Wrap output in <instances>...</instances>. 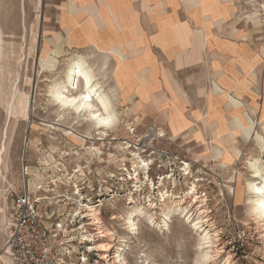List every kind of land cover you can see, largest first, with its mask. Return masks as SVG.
<instances>
[{"label":"rangeland","instance_id":"1","mask_svg":"<svg viewBox=\"0 0 264 264\" xmlns=\"http://www.w3.org/2000/svg\"><path fill=\"white\" fill-rule=\"evenodd\" d=\"M107 1L124 28L105 4L101 26L84 10L71 20L70 6L91 0H0V249L11 193L29 191L68 264H264L249 185L264 183V0ZM171 22L201 35L194 60L182 33L177 50L159 39ZM78 56L114 102L106 130L52 101ZM215 81L225 93L212 94Z\"/></svg>","mask_w":264,"mask_h":264},{"label":"bare ground","instance_id":"2","mask_svg":"<svg viewBox=\"0 0 264 264\" xmlns=\"http://www.w3.org/2000/svg\"><path fill=\"white\" fill-rule=\"evenodd\" d=\"M50 58L51 56L46 59L45 63L48 64ZM122 60L124 61L125 59ZM63 78L61 81L53 83V85H51L50 87L52 101H54L55 104L58 105L61 111H63L64 113L70 111L76 114V118H81V120L91 122L92 126H94L95 129L98 130H106L107 128L113 126L114 122L117 120V113L114 108V102L112 100V97L109 93L105 91L102 81H100V78L98 77L94 68L89 64V62L84 56H78L73 59V61L68 65ZM225 92L226 91L222 93ZM227 99L230 104H233L230 98L227 97ZM235 117L240 120L241 126H248L250 123L245 120L242 112L235 115ZM246 117L248 118V116ZM179 128L181 127L179 126ZM229 139L230 138L228 137H224L223 143L225 144L226 142H229ZM235 140L236 139H230V141H233V143L235 142ZM255 172L254 173L256 174L257 178L264 176H262L261 171L258 167H256ZM249 185L250 189L255 191L256 197L254 201L257 214L260 217L264 218V183L261 186L255 185L253 183ZM134 212L135 213H132V215L129 217V220L131 226H133L135 229L136 224L134 223L133 216H137V214L140 213L142 214L144 212V207L138 208ZM87 216L92 218V222L94 224L99 225V223H101L100 218L98 217L97 213L93 208L88 209ZM100 232H102L103 236L107 234L105 230H102ZM82 240H89V237L84 236ZM101 247L103 250H106L108 245L102 244ZM208 257V254H206L205 258L208 259ZM0 260L3 263L12 264L11 260L2 252H0Z\"/></svg>","mask_w":264,"mask_h":264},{"label":"built area","instance_id":"3","mask_svg":"<svg viewBox=\"0 0 264 264\" xmlns=\"http://www.w3.org/2000/svg\"><path fill=\"white\" fill-rule=\"evenodd\" d=\"M11 195L12 221L0 252L12 264H68L70 257L53 243L55 235L49 232L38 200L29 191Z\"/></svg>","mask_w":264,"mask_h":264},{"label":"crops","instance_id":"4","mask_svg":"<svg viewBox=\"0 0 264 264\" xmlns=\"http://www.w3.org/2000/svg\"><path fill=\"white\" fill-rule=\"evenodd\" d=\"M93 1L94 3H92V5H84V6H78L76 5L77 3L74 2L72 6H70V15L71 16V20H72V17H78L80 15H82L83 13V10L86 11L87 13L88 12H91L96 21L98 22L99 26L103 25V22L106 23V21L104 20V16L105 14H108L107 13V10L105 7L103 6H99V4H105L108 8V11L111 13L112 15V19H113V22L115 21L119 27H123L124 28V23H120V18L121 16H119L120 14V7H118V3L117 2H112V1H107V0H97V1H94V0H91ZM192 4L194 3H198V4H202V0H190ZM116 9L119 11V13L117 14L116 13ZM89 14V13H88ZM73 22V21H72ZM165 23H163L161 25L164 26ZM171 25L166 27V28H163L159 31V39L164 42V43H168V44H176V47L175 49L177 50L179 45L178 43L181 45V41H180V38H179V33H182L183 36L186 37L187 41L189 43L186 42V44L184 45H181V49H183L184 51V54L187 56V58L189 60H194L195 56H197V52H198V48H199V45L202 41H200L202 39L201 35L200 34H196L194 33L188 26H181V25H177L175 22H171L170 23ZM186 28H189L188 30ZM66 29L68 30V27H66ZM160 29V28H159ZM129 30V35L128 37H131V39L127 40V45H128V48H129V52L130 53H135V43L134 42H138L140 41V37H141V28L138 26L137 27V30L135 32V30L130 27ZM190 47V48H189ZM173 49V50H175ZM113 50H115V53L119 54L121 53L123 55V59H126V54H124L120 47L119 46H115L114 43H113ZM180 50V48H179ZM119 51V52H118ZM110 54H111V51H109ZM120 55V54H119ZM121 57V56H120ZM182 56L177 55V64L180 65L181 63V58ZM122 60V58H121ZM172 80V83L174 85V87L176 88V90H180L182 91L183 93V90L181 89L180 85L178 82H175L173 79H172V76H169ZM227 89H225L223 86H221L217 81H215V84H214V88L212 90V94H215L216 96L220 95V93L226 91ZM185 97V101L188 102V99L186 96ZM199 116V115H198Z\"/></svg>","mask_w":264,"mask_h":264}]
</instances>
